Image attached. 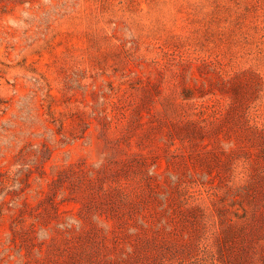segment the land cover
<instances>
[{"label":"rangeland","instance_id":"1","mask_svg":"<svg viewBox=\"0 0 264 264\" xmlns=\"http://www.w3.org/2000/svg\"><path fill=\"white\" fill-rule=\"evenodd\" d=\"M0 264H264V0H0Z\"/></svg>","mask_w":264,"mask_h":264},{"label":"trees","instance_id":"2","mask_svg":"<svg viewBox=\"0 0 264 264\" xmlns=\"http://www.w3.org/2000/svg\"><path fill=\"white\" fill-rule=\"evenodd\" d=\"M256 128H259V127L256 125Z\"/></svg>","mask_w":264,"mask_h":264}]
</instances>
